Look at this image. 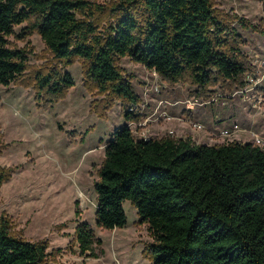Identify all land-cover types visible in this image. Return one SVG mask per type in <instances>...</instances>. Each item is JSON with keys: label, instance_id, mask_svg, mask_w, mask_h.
<instances>
[{"label": "trees", "instance_id": "1", "mask_svg": "<svg viewBox=\"0 0 264 264\" xmlns=\"http://www.w3.org/2000/svg\"><path fill=\"white\" fill-rule=\"evenodd\" d=\"M255 30L264 33V18ZM35 32L53 56L45 68L32 69L29 50L10 45L11 35L24 39ZM244 43L214 0H0V84L31 85L39 107L66 97L75 85L66 68L76 59L87 87L104 94L103 106L122 101L126 121L135 117L128 107L140 97L119 64L125 56L172 84L191 83L199 96L219 83L244 86L254 68ZM12 173L0 166V187ZM97 175L96 224L124 227V201L130 200L148 224L153 264H264L263 147L137 139L124 124L106 143ZM10 225L0 220V264H47L49 242L14 235ZM73 241L98 257L94 247L101 240L89 222L78 223Z\"/></svg>", "mask_w": 264, "mask_h": 264}, {"label": "rangeland", "instance_id": "2", "mask_svg": "<svg viewBox=\"0 0 264 264\" xmlns=\"http://www.w3.org/2000/svg\"><path fill=\"white\" fill-rule=\"evenodd\" d=\"M214 3L219 13L233 20L245 41L242 50L254 68L246 75L244 86L219 83L199 96L191 83L172 84L125 56L119 64L140 97L137 105L128 107L135 117L126 121L121 100H114L108 108L103 106L104 94L87 87L81 59L66 68L75 85L65 98L47 108L37 105L31 85L0 84V166L13 168L10 179L0 187V220H10L14 235L48 241L52 253L47 264H153L148 224L140 222L130 200L124 201V227L107 229L95 221L97 168L105 157L106 143L122 125L127 124L137 139L173 136L206 144L239 141L262 145L258 138L264 141V33L255 26L264 18L263 2ZM236 16L246 19L247 26ZM23 26H16V33ZM9 40L12 47L29 50L32 69L54 62L36 32L24 39L14 34ZM244 88L247 90L236 93ZM98 110L106 116H100ZM233 123L240 130L224 136L222 131ZM79 222H89L101 240L94 247L98 257L82 253L73 241Z\"/></svg>", "mask_w": 264, "mask_h": 264}, {"label": "built area", "instance_id": "3", "mask_svg": "<svg viewBox=\"0 0 264 264\" xmlns=\"http://www.w3.org/2000/svg\"><path fill=\"white\" fill-rule=\"evenodd\" d=\"M246 90H247V88L240 89V90H237L236 93H238L239 91L244 92ZM194 104L195 103L191 102V105H194ZM201 105H204V103H201ZM197 127L201 128V127H203V125L202 124H197ZM239 130H240V125L238 123H233L229 128L224 129L222 131V133H223L224 136H232L235 132H237ZM258 139L260 141L259 143H262V145L261 144H257V145H259V146L264 148V141L260 140V138H258Z\"/></svg>", "mask_w": 264, "mask_h": 264}]
</instances>
